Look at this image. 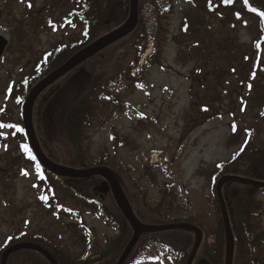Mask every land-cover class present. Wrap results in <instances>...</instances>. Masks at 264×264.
<instances>
[{"label": "rangeland", "instance_id": "obj_1", "mask_svg": "<svg viewBox=\"0 0 264 264\" xmlns=\"http://www.w3.org/2000/svg\"><path fill=\"white\" fill-rule=\"evenodd\" d=\"M119 1L114 3L108 19L110 24H116L114 27L125 23L130 14L131 0H127L125 9ZM206 2L138 0L137 25L149 37L144 55L128 75L126 69L134 59L130 46L134 42L126 39L122 49L116 54L114 50L110 61L105 51L114 44L94 56L92 63L97 68H93L91 76L103 70L107 73L114 69L115 73L107 74L99 93H92L90 118L81 136L86 165L89 169L107 168L113 174L142 226H167L160 224L163 215L201 230L202 242L191 264L215 258L217 252L223 254V245L221 250L215 240L218 226L210 177L218 164L232 160L249 140V135L242 133L245 126L241 121H236L240 127L234 137L230 124L234 119H248L246 123H254L257 129L253 145L259 152L264 146V122L253 110L242 116L240 109L248 96L251 104L264 103V84L262 80L258 83L261 75L256 78L251 70L256 63L264 64V44L256 55L246 54L259 37L258 23L248 15L218 8L213 14L207 12ZM78 8L74 0H0V36L7 41L0 57L1 121L23 123L24 104L32 89L22 102L16 101L15 94L20 93L17 85L32 73L43 53L58 43L68 44L82 37L84 28L78 27L72 15ZM155 37L161 42V53L145 64L153 53ZM246 55L249 58L243 60ZM119 58L123 63L118 68ZM248 75L256 79L251 92ZM64 77L68 79L57 81L62 82L61 88L45 105L41 127L35 116L39 96L32 107L31 123L43 155L57 164L47 157L41 143L65 167L74 159L72 151L53 142L60 136L62 114L89 75L85 69L75 68ZM57 82L42 92V97ZM101 92L108 99H100ZM23 140L16 127L0 128V248L8 237L23 232L50 243L57 254V264H118L134 230L117 207L112 192L102 195L95 190L104 179H66L49 171L46 176L21 155L18 146ZM262 152L253 159L259 173L264 172ZM250 163H244V169H249ZM240 188L237 185L231 189L236 197L241 195ZM81 194L99 200L117 222L125 221L127 227L122 225L120 229L97 207L79 199ZM163 200L158 212L157 202ZM255 201L262 210L257 230L264 231V193H258ZM117 213L123 220L116 217ZM180 231L140 234L123 264H187L195 236ZM21 245L32 244L12 245L0 256V264L7 251ZM247 255L251 259L256 253L252 257L247 251ZM5 264L49 263L37 252L22 249L9 254Z\"/></svg>", "mask_w": 264, "mask_h": 264}, {"label": "trees", "instance_id": "obj_2", "mask_svg": "<svg viewBox=\"0 0 264 264\" xmlns=\"http://www.w3.org/2000/svg\"><path fill=\"white\" fill-rule=\"evenodd\" d=\"M74 1L77 3L79 8L78 10H74L72 12V15H74L73 19L76 22H78V27L82 29L84 28L82 32V37L68 44L58 43L51 50L43 53L38 59V61L35 63L32 73L26 76L24 79H22L20 83L17 85L16 88L20 90V93L15 94L14 98L16 101L22 102L25 96L29 93V91L36 85V83L46 78L56 69L60 68L64 63H66L72 56H74L80 50L86 48L90 44L96 42L98 39L113 32L116 29V27H118V25L120 26L122 23H124L123 21L122 23L114 27V25L116 24L112 25L108 21L111 13L113 12L114 3H116L118 0H74ZM119 3L121 4L122 9L123 8L125 9V7L127 6V0H120ZM206 7H207L206 11L212 12V14L217 12V8H218L221 9L222 11L225 12L229 11L232 14H236L240 16L248 15L250 16V18L255 20L256 23H258L259 37L252 41V44L250 45L251 50H249L248 53L246 52V54L247 55L257 54L258 48L262 46L261 44H264V0H207ZM202 10L205 11V9ZM125 18H126V14L124 11L122 19L125 20ZM185 26H188V24L185 23ZM126 39L131 43L134 42L133 46H130V49L131 50L133 49L134 52V59L126 69V73L128 75L131 69L137 67L139 60L144 55V51L146 50L147 43L149 41V37H147L146 30L138 28L137 25V27L129 35L124 37L122 40L118 41L117 44H114L113 46L109 47L106 51L104 50L106 52V58H108L109 61L111 59L114 50L116 54L119 49L123 48V43L126 41ZM152 40L153 43H155L154 50L150 56L148 55L147 60H145V64H150L152 62L151 59L153 57L159 56L161 53V42H159L157 37H155ZM104 51L102 53H104ZM247 55L244 56L243 60L249 58L247 57ZM95 57L89 59L81 66L77 67V69H79L80 71L81 69H85L89 77H86L83 88L79 90V92L75 95L76 97L72 100V103L69 104L65 112L62 114L60 136L57 140L53 142L54 145L59 144L62 145L63 148L72 151V156L74 157V159L65 165V167L68 166L69 168L72 169L90 168L86 165V160L84 159L83 156V150L81 147V136H83V131L87 127L90 118L89 112L91 111L89 110V107H90L91 95L94 92L99 93L100 90L104 87L103 85L105 83L103 84V82L105 81L107 74L109 75L110 72L115 73L114 69L107 73H104L103 70L97 76L95 75L94 77L91 76L90 72L93 71V68L94 70L95 68H97L92 63ZM122 63L123 60L119 58L117 67L118 68L121 67ZM113 64H115V60ZM251 70H254V76L256 73L255 76L256 78L257 76L261 75L260 78L258 79V83L260 82V80H262L264 84V64L256 63L254 66L253 65L251 66ZM68 77H64V79L62 78L61 81L64 82L65 80L68 79ZM247 80H248L247 82L251 84L250 85V89H251L250 92H251L253 90L252 84L255 82L256 79L254 78V80H251V76L248 75ZM62 82L61 83L57 82L59 84L55 88H52L49 94L42 97L43 93H45L44 91L37 99V101L41 99L40 103L35 109V116L37 120L36 122L39 128L41 127L43 116L45 114L44 113V109L46 107L45 105L48 104V102L51 101L52 97L56 94V92L60 90L61 88L60 86ZM111 82L112 81H110V83ZM54 85L52 87H54ZM49 89H51V87ZM100 94H101L100 99L102 100L108 99L107 96L104 94V92H101ZM251 102H252V98L251 96H248L246 100L242 104H240L242 116L249 115L251 113L250 111L253 110V112L257 115V117L264 122V103L258 101V103L254 105L251 104ZM2 118L4 117L2 114H0V119ZM236 121L237 122L241 121L244 124L245 128L242 129L243 130L242 133L249 135V140H247L246 143L243 144L241 150H239L237 155L234 158H232V160L226 163L224 162L218 164L215 167L214 174L210 177L211 195L214 201V205L216 207V219L218 226V229L215 234L216 236L215 240L217 241L218 244H221V250L223 245L224 247L223 254L225 251L226 242L224 237L222 217L220 214V208L216 197V185L218 180L224 177H236L254 183L264 184V172L259 173L257 171L255 167V161L253 160L256 157V155L258 156L262 150H263L262 154L264 155V146L262 147V150L259 152L255 148L252 142L254 140L253 136L257 134V129L255 128L254 123L251 124L246 123L248 119H240V120L234 119L233 121L234 123L230 124L231 135L233 137L239 131V129L237 130V128L240 127L238 124H236L237 123ZM0 123L7 124L11 122L0 120ZM12 125L16 126V128L19 130L20 134L24 139L18 146V150L20 151L21 155L33 161L45 175L46 173L49 174L48 171L42 169L38 165L35 155L29 147L23 125L22 124H12ZM45 140L47 141V139ZM46 141L45 144L47 145L48 142L46 143ZM49 144L50 143H48V145ZM41 145L43 146L44 151L49 159H51L52 161H54L55 163L61 166L64 165L56 158L57 156L55 154L49 151L47 146H45L43 143H41ZM66 153L70 154L69 152ZM262 158H264V156ZM249 161L251 162L249 164V169L247 168L244 169L243 164L246 162L248 163ZM117 178H119L118 175ZM56 179L61 181L58 178ZM67 181H71L72 183H77V184L83 183L80 180H67ZM71 182H65V184H70ZM237 185H239V188L241 187L240 188L241 195L240 196L238 195V197H236V195L234 194V190H231ZM119 186L121 191H123L124 190V188L122 189L123 186L120 184ZM261 192L264 193V187H259L249 184L226 183L225 186L223 187L222 190L223 200L227 209L229 222L232 230V237H233L232 264L235 263L264 264V238H263L264 231L257 230L259 224L258 219L262 214V210L260 208V204L255 201V196ZM79 199H82V201H84L87 205H90L94 208L97 207V211L99 213L107 216L109 219H112L114 224H117L120 227V229L122 228V225L124 227H127L125 221H123V224L117 222L116 218L115 217L113 218L114 215L111 214L110 211L106 210L105 206L99 200L87 199L82 194L79 196ZM159 201L157 202L158 212L161 210L162 208L161 204L164 202V200L161 202ZM116 217L119 220H123L122 219L123 216H121L119 213H117ZM180 222H182L181 219L167 218L164 217L163 215L160 217V224L175 225V224H179ZM173 232H181V231L173 230ZM158 235L159 234H156L155 236L158 237ZM16 243L18 244L31 243L32 245L37 246L48 252L50 255H52L54 260L56 261L58 260L57 254L54 252V248L50 245V243H47V241L44 240L43 237H30L23 232L14 237H8L5 240L2 247L0 248V256L4 253V251H6V249H8L9 247H11ZM167 245L170 246L169 244ZM241 245L243 246V249H241ZM247 251L251 253L252 257H253L252 255L253 253H256V256L251 259H248ZM223 254L217 252L215 258L214 256L211 258L208 257L207 261L210 262V264H222V261L224 262V258L222 257ZM234 255L236 256L235 260H234ZM205 257L206 256H203V258ZM182 260H185V258L183 257Z\"/></svg>", "mask_w": 264, "mask_h": 264}, {"label": "water", "instance_id": "obj_3", "mask_svg": "<svg viewBox=\"0 0 264 264\" xmlns=\"http://www.w3.org/2000/svg\"><path fill=\"white\" fill-rule=\"evenodd\" d=\"M138 0H131L130 2V14L129 19L121 25L118 29L114 30L113 32L107 34L106 36L98 39L96 42L90 44L86 48L82 49L78 53H76L74 56H72L66 63H64L60 68L56 69L54 72L49 74L46 78L42 79L38 84H36L35 87L32 88L30 91L25 104L23 108V127L26 133V137L29 143L30 148L34 152L38 163L42 168L45 170L51 172L53 175L60 177V178H66V179H89L94 176H101L104 181L95 189L102 195L108 194L109 191L112 192V195L114 199L116 200L117 207L129 223V225L133 228L134 233L131 242L126 247L122 257L120 258L118 264H123L128 254L133 249L136 241L138 240L140 234L142 233H160L164 231L169 230H186L188 232L195 234V240L193 247L191 249L188 262L187 264H191L194 260V257L199 249V246L202 241V232L198 228L188 225V224H177V225H170V226H163V227H152V228H145L142 226L137 218L135 217L133 211L131 210L127 200L123 196V194L120 193L119 186L117 185V182L113 176V174L107 169V168H93L88 170H75L68 167L60 166L57 164H54L50 162L42 153L40 150L35 136L34 131L31 123V112L33 104L35 103L38 96L41 95L42 92H44L47 88L55 84L58 80L63 78L65 75H67L69 72L86 62L87 60L91 59L98 53L102 52L109 46L117 43L118 41L122 40L124 37L129 35L136 27L138 22L137 17V6H138ZM7 46V41H5L0 36V57L3 54L4 49ZM239 183V184H249L259 187H264V184L254 183L245 179L236 178V177H224L222 178L216 187V195L217 200L220 206V213L222 217V223L224 228V235H225V241H226V250H225V261L224 264H232L233 259V238H232V231L229 223V218L227 214V209L223 201V195L221 187L224 183ZM33 250L43 256L49 264H57L55 260L44 250L32 246V245H21V246H15L11 248L9 251H7L2 259L1 264L6 263V259L9 256V254L22 250ZM198 264H210L207 260H200Z\"/></svg>", "mask_w": 264, "mask_h": 264}, {"label": "snow or ice", "instance_id": "obj_4", "mask_svg": "<svg viewBox=\"0 0 264 264\" xmlns=\"http://www.w3.org/2000/svg\"><path fill=\"white\" fill-rule=\"evenodd\" d=\"M4 127H8V128H13V127H16L15 125H11V124H3V123H0V128H4Z\"/></svg>", "mask_w": 264, "mask_h": 264}, {"label": "flooded vegetation", "instance_id": "obj_5", "mask_svg": "<svg viewBox=\"0 0 264 264\" xmlns=\"http://www.w3.org/2000/svg\"><path fill=\"white\" fill-rule=\"evenodd\" d=\"M58 258V257H57ZM59 263V262H58Z\"/></svg>", "mask_w": 264, "mask_h": 264}]
</instances>
